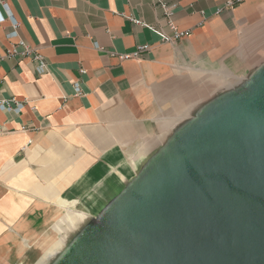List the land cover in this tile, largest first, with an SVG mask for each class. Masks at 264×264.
Instances as JSON below:
<instances>
[{
	"label": "crops",
	"instance_id": "0c3cea01",
	"mask_svg": "<svg viewBox=\"0 0 264 264\" xmlns=\"http://www.w3.org/2000/svg\"><path fill=\"white\" fill-rule=\"evenodd\" d=\"M167 1L192 32L173 43L129 19L173 35L153 0H0V56L22 39L48 65L39 75L35 62L0 61V99L28 101L0 109V264H40L68 237L56 229L60 199L99 212L168 138L264 68V47L251 48L264 36V0L234 10ZM144 44L138 59L118 58ZM50 230L58 238L46 249Z\"/></svg>",
	"mask_w": 264,
	"mask_h": 264
},
{
	"label": "water",
	"instance_id": "95a60500",
	"mask_svg": "<svg viewBox=\"0 0 264 264\" xmlns=\"http://www.w3.org/2000/svg\"><path fill=\"white\" fill-rule=\"evenodd\" d=\"M178 133L75 264H264V68Z\"/></svg>",
	"mask_w": 264,
	"mask_h": 264
},
{
	"label": "bare ground",
	"instance_id": "6f19581e",
	"mask_svg": "<svg viewBox=\"0 0 264 264\" xmlns=\"http://www.w3.org/2000/svg\"><path fill=\"white\" fill-rule=\"evenodd\" d=\"M247 84L248 83L243 84V85H245V87H246ZM245 91H247V87L245 89H232L231 91H228L226 93V95H230V94L235 92V93H238L239 96H241V94ZM211 105L212 104H210L209 108L211 107ZM151 165H152V163L149 162L147 164V167L149 166L148 168L147 167H144L145 169L141 168L137 172V174L134 176L133 179L127 181V188L126 189L131 188L132 186H136L140 181H141L140 184H143V182L145 181V180H143L145 177V174L147 173L151 176L153 173V172L151 173L150 171L154 168V166L152 167V169L150 171H147ZM65 168L67 169V167H65ZM119 194L114 200H112V202L108 206L103 207L99 212H95V213H93L90 210H89L90 211V213H89V212L85 211L86 209H84L83 207L76 209L74 206V202L69 203L65 199H60L58 202V205L60 206V210L64 211L65 215L58 222V225H56L57 231L60 232L62 230L61 227H63V226H65L66 230L71 229V228L72 229H74V228L78 229L79 228V231H77V233L71 235V237H69L68 239H64V233H62V239L55 241V243L50 247V249L48 251H46V254L42 258V260H44V261L42 263V260H41L40 264H57V263L61 264L62 263L61 259L64 260L65 258L71 256V261H72L73 258H76L78 255L80 256L82 253L79 252V250L76 251L74 249L75 248L74 246L79 241H82L83 239H85L87 236L90 237L91 235H93L96 232V229H98V227L102 223L110 224L114 221V219L118 215V213L112 214L114 212V209H112V207L113 208L116 207L118 205V203H120L124 199L126 191H123L120 195ZM129 194L130 193L126 194V197H128ZM119 200H121V201H119ZM55 206H57V205H55ZM56 209H58V208H56ZM109 212L111 214H109ZM65 236L67 237V233H65ZM63 254H65V258H64V256H61ZM75 263H76V261H72L71 264H75Z\"/></svg>",
	"mask_w": 264,
	"mask_h": 264
},
{
	"label": "built area",
	"instance_id": "2783aa9c",
	"mask_svg": "<svg viewBox=\"0 0 264 264\" xmlns=\"http://www.w3.org/2000/svg\"><path fill=\"white\" fill-rule=\"evenodd\" d=\"M153 1L154 4L157 5L162 10L166 24L168 28L173 31V35H167L163 31L158 30L152 26H149L142 20L129 17V19L134 25L149 29L151 32L156 34L163 43H173L182 38L189 37L192 34L191 31L180 30L175 23L174 17L176 15V11L178 10L179 4L169 3L167 0H153ZM243 2L244 0H226L225 9L234 10ZM18 28H19V24L17 22H13V32L9 36L17 35ZM150 50H151L150 45L147 44L139 45L136 47L134 52L130 54L120 55L118 56V58L121 61L138 59L142 53ZM5 58H13V59L18 58V59L35 62L37 64L36 71L39 75L44 74L48 66L44 56H42L36 50L31 48V46L22 39L19 40L17 43L12 44L11 47L5 52V54L3 56H0V61ZM82 73H85V71H82ZM73 85H74L75 95L76 96L82 95L83 91L80 83L76 82ZM27 104H28L27 100L21 101L13 97L0 99V109L5 111H14L16 113H19L23 110V108ZM23 130H26V128H23Z\"/></svg>",
	"mask_w": 264,
	"mask_h": 264
},
{
	"label": "rangeland",
	"instance_id": "374dc122",
	"mask_svg": "<svg viewBox=\"0 0 264 264\" xmlns=\"http://www.w3.org/2000/svg\"><path fill=\"white\" fill-rule=\"evenodd\" d=\"M257 39V44L255 45V46H252L251 48L253 49V48H256V47H264V36H262V37H260V38H256ZM263 42V43H262ZM262 45V46H261ZM252 68H253V64H250V66H248V68H247V70H246V74H250L251 73V71H252ZM255 74H253V76H254ZM253 76H250V79L249 80H252V78H253ZM247 87V86H246ZM245 87V85H242V87H241V89H245L246 88ZM179 135V133L177 134V136ZM175 137V136H174ZM174 137H172V138H168L167 139V141H166V143H164L165 145V147L163 146V148H161V149H158L156 152H154V156H152V159H150V161H149V159H148V161L149 162H152L154 159H157V158H159V157H161L162 156V158L164 159V158H166L168 155L170 156L172 153H169L168 154V152L169 151H172L171 149H169L168 148V146L174 141ZM174 151V150H173ZM149 162H147L144 166H143V168L144 167H147V164L149 163ZM153 166V165H152ZM152 166H150V168H149V170L152 168ZM149 167V166H148ZM147 167V168H148ZM142 168V169H143ZM145 169V168H144ZM65 214H64V212H63V214H62V211H60V213H59V211H58V214H57V217H59V219H61V217L62 216H64ZM67 231V233H68V237H67V239L69 238V237H71V235H73V234H75V233H77V231H79V228L78 229H68V230H66ZM58 235H57V233L54 231V230H50V234H49V237H48V239H49V242L45 245V248L47 249L49 246H50V244L55 240V239H57L58 237H57ZM77 246H78V243H77ZM75 247V246H74ZM44 248V249H45ZM61 256H64V258H65V254H63V255H61ZM69 259H70V256L69 257H67V258H65L64 260L63 259H61V264H67L68 263V261H69ZM57 264H59V263H57Z\"/></svg>",
	"mask_w": 264,
	"mask_h": 264
}]
</instances>
